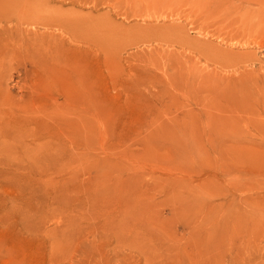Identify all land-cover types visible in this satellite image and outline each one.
<instances>
[{
    "label": "rangeland",
    "instance_id": "374dc122",
    "mask_svg": "<svg viewBox=\"0 0 264 264\" xmlns=\"http://www.w3.org/2000/svg\"><path fill=\"white\" fill-rule=\"evenodd\" d=\"M0 264H264V0H0Z\"/></svg>",
    "mask_w": 264,
    "mask_h": 264
}]
</instances>
